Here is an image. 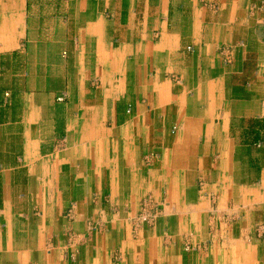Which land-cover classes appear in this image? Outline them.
I'll list each match as a JSON object with an SVG mask.
<instances>
[{"label": "crops", "instance_id": "obj_1", "mask_svg": "<svg viewBox=\"0 0 264 264\" xmlns=\"http://www.w3.org/2000/svg\"><path fill=\"white\" fill-rule=\"evenodd\" d=\"M264 0H0V264H264Z\"/></svg>", "mask_w": 264, "mask_h": 264}, {"label": "built area", "instance_id": "obj_2", "mask_svg": "<svg viewBox=\"0 0 264 264\" xmlns=\"http://www.w3.org/2000/svg\"><path fill=\"white\" fill-rule=\"evenodd\" d=\"M260 12L264 15V4H262L259 8ZM262 34L264 35V20L262 22ZM256 233L261 237L264 238V225H259L256 227Z\"/></svg>", "mask_w": 264, "mask_h": 264}]
</instances>
